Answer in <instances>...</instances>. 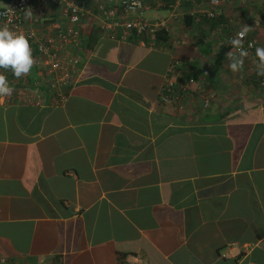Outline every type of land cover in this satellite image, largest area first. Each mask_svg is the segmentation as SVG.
<instances>
[{"label": "crops", "instance_id": "0c3cea01", "mask_svg": "<svg viewBox=\"0 0 264 264\" xmlns=\"http://www.w3.org/2000/svg\"><path fill=\"white\" fill-rule=\"evenodd\" d=\"M139 2L130 17L163 21L165 42L101 33L90 17L75 46L61 48L78 60L63 101L37 68L0 100V257L10 264H264V87L254 64L264 0H249L259 9L236 22L221 8L217 23L189 26L180 14L206 4ZM41 21L42 35L69 28L59 9ZM242 25L255 43L233 73L232 50L214 54ZM174 56L181 77L192 63L199 70L177 106L158 97Z\"/></svg>", "mask_w": 264, "mask_h": 264}, {"label": "built area", "instance_id": "2783aa9c", "mask_svg": "<svg viewBox=\"0 0 264 264\" xmlns=\"http://www.w3.org/2000/svg\"><path fill=\"white\" fill-rule=\"evenodd\" d=\"M93 2V9H87L88 2ZM186 3H192L196 0H183ZM201 4H206L205 8L199 10L205 18L216 16V10L227 0H199ZM111 5H106L101 0H4L0 3V26L8 25L14 31L24 32L30 40L33 56L36 64L33 68L44 69L46 72V84L51 88L52 100L61 102L66 97L67 90L71 87L75 75L78 60L75 56L65 58L61 53L63 44L74 42L75 28L90 17L96 23L98 31L112 35L116 29H121V37L125 39L132 33L139 37L141 44H154L156 34L159 30H165V24L161 20L147 21L139 17H130L136 13L139 7V0H108ZM180 0H173L168 4V8L176 10ZM59 9L61 15L67 20L69 28L57 30V32L42 35L37 29L42 24V18L46 9ZM27 9H31L32 16H26ZM196 11V10H194ZM192 12V11H191ZM238 31L228 35L226 44L230 46L229 41ZM254 39L245 37L244 47L248 52L253 48ZM73 44V43H72ZM74 45V44H73ZM249 45H252L249 47ZM75 46V45H74ZM182 63L179 58L172 57L168 66L167 75L158 94L161 103L180 104V98L187 93L188 85L193 83L190 76L181 77ZM0 72L4 70L0 69ZM8 77L9 83L16 87L20 79H16L11 72H4ZM259 85L264 87V76L259 78ZM15 92V91H14ZM9 98V97H8ZM207 102L203 103L206 106ZM0 264H10L4 257H0Z\"/></svg>", "mask_w": 264, "mask_h": 264}, {"label": "clouds", "instance_id": "9594fccd", "mask_svg": "<svg viewBox=\"0 0 264 264\" xmlns=\"http://www.w3.org/2000/svg\"><path fill=\"white\" fill-rule=\"evenodd\" d=\"M26 16L31 17V9H27ZM252 27L242 25L241 30L229 41L231 48L225 55L229 60L228 67L233 73L241 72L244 59L249 56L244 47V40ZM252 45H249L251 47ZM255 68L258 76H264V47L255 48ZM36 64L29 37L22 31H14L8 25L0 26V69L11 72L16 78L27 76ZM0 72V100L11 97L15 91L9 83L8 77ZM206 75V74H205Z\"/></svg>", "mask_w": 264, "mask_h": 264}, {"label": "trees", "instance_id": "16d2710c", "mask_svg": "<svg viewBox=\"0 0 264 264\" xmlns=\"http://www.w3.org/2000/svg\"><path fill=\"white\" fill-rule=\"evenodd\" d=\"M141 1V0H140ZM144 1H146V0H144ZM157 1H159V2H161V3H159L160 5H165V7H167L168 8V4L169 3H172L173 2V0H157ZM154 2H155V0H154ZM141 3V2H140ZM189 7H190V4L188 5ZM263 14V13H262ZM194 15V16H193ZM196 15H198V16H196ZM264 15V14H263ZM219 15L217 14L215 17H212V18H205V17H203V16H200L199 14H193V13H185V14H183L182 15V20H183V23L185 24V25H187V26H189L191 23H192V19L194 18V17H201L203 20L205 19V20H207V22H209V24H212V22H215V23H217L218 22V20H219V17H218ZM222 16V15H221ZM226 18L224 17V16H222V21H224ZM96 31L98 30V28L97 27H95L94 28ZM247 38V37H246ZM166 39H167V31L166 30H163V29H161V30H159L158 32H157V34H156V40H155V43H157V42H165L166 41ZM200 39V38H199ZM199 41H202V39H200ZM209 43H207L206 44V49L208 50L209 48ZM254 46V45H253ZM227 49H230V46L229 45H227L226 43L224 44V45H221L219 48H218V50L215 52V54H214V56H215V59L218 61L219 60V57L223 54V52L224 51H226ZM176 54H178L179 56H181L182 55V51L181 50H177L176 52H175ZM197 54L195 53V55H194V59H196V56ZM174 57H176V56H174ZM176 58H179V57H176ZM179 60L181 61V58H179ZM170 61H171V59H170ZM182 61H183V66L185 65V61L182 59ZM193 61H195V60H193ZM182 63V62H181ZM190 64V63H189ZM194 66H195V63H192L189 67H187L186 69H185V71H188L187 73V75L188 76H190L193 80L197 77V75H198V73H199V70H196V69H193L194 68ZM260 78V77H259ZM257 84H259V80H258V82H257Z\"/></svg>", "mask_w": 264, "mask_h": 264}, {"label": "rangeland", "instance_id": "374dc122", "mask_svg": "<svg viewBox=\"0 0 264 264\" xmlns=\"http://www.w3.org/2000/svg\"><path fill=\"white\" fill-rule=\"evenodd\" d=\"M257 1H259V0H257ZM228 2H229V0H227L225 3L221 4L219 6V8L215 11L216 15H217L219 13V10H221V8H223L222 10H225L226 12L223 11L222 15H225V17L228 18L227 19L228 22H230V21L236 22L240 18H243V15H245L244 13L246 11L250 10L251 12H253V11H257V9H259V8H257V6H259V5H257V4L253 5L252 3L249 2V0H241V2H239L238 0H230V3H228ZM239 4H240V6L238 8H235V5H239ZM229 5L232 6V7L231 8H229V7L227 8V6H229ZM263 6H264V4H263ZM187 8H189V10H197V9L200 10L201 9V7H197L196 5H194L193 8H192V6L187 7ZM262 8L264 9V7H262ZM199 10L196 11V12L199 13ZM239 11L241 12L240 14H239ZM198 13H195V14H198ZM241 14H242V17H241ZM199 15H201V13H199ZM140 16L143 17V18H146V19H151L150 16H143V15H140ZM196 16H198V15H196ZM181 17H182V15L180 14V18ZM180 20H182V18ZM257 80H259V78Z\"/></svg>", "mask_w": 264, "mask_h": 264}]
</instances>
